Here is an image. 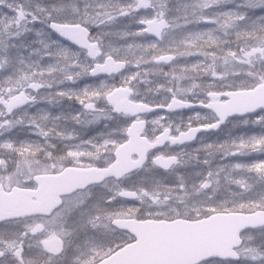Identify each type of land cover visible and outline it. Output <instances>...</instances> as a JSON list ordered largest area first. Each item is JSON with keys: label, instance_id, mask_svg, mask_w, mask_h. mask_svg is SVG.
Wrapping results in <instances>:
<instances>
[{"label": "snow or ice", "instance_id": "snow-or-ice-1", "mask_svg": "<svg viewBox=\"0 0 264 264\" xmlns=\"http://www.w3.org/2000/svg\"><path fill=\"white\" fill-rule=\"evenodd\" d=\"M0 264H264V0H0Z\"/></svg>", "mask_w": 264, "mask_h": 264}, {"label": "water", "instance_id": "water-1", "mask_svg": "<svg viewBox=\"0 0 264 264\" xmlns=\"http://www.w3.org/2000/svg\"><path fill=\"white\" fill-rule=\"evenodd\" d=\"M54 187V186H53Z\"/></svg>", "mask_w": 264, "mask_h": 264}]
</instances>
